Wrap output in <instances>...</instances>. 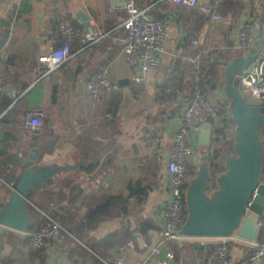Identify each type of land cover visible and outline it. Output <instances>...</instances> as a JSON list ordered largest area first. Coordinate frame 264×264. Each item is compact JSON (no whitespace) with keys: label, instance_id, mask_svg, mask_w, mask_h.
Wrapping results in <instances>:
<instances>
[{"label":"crops","instance_id":"crops-1","mask_svg":"<svg viewBox=\"0 0 264 264\" xmlns=\"http://www.w3.org/2000/svg\"><path fill=\"white\" fill-rule=\"evenodd\" d=\"M207 1L199 0L201 4ZM121 2L0 0V211L32 153L34 164L51 170L45 185L36 186L20 209L26 229L0 223V264H73L77 260L98 264L99 258L112 256V249L101 256L89 242H99L111 234L122 237L128 232L134 248L126 250L124 264H160L167 252L174 255L169 264H204L212 249L195 245L212 243L210 238L161 244L163 212L171 199L166 162L186 103L182 95L175 100L168 97L161 87L166 85L175 63L180 62L179 71L185 67L196 71L215 54L233 57L223 68L220 65L222 86L226 66L258 50L260 37L243 49L234 45V35L245 21L256 24L257 36L264 32V4L223 0L219 12L225 21L214 22L197 9H182L168 0H135L148 16L167 21L170 32L158 69L148 72L140 83H133L121 51L124 31L120 25L125 17ZM79 13L87 18L88 26H84ZM61 18L69 19L91 39L85 43L72 40L70 57L47 72L37 58L60 45L59 33L49 35L46 30L56 29ZM189 26L199 29L195 37L198 44L188 42ZM202 31L204 36H200ZM101 69L108 71L117 88L95 97L85 82L89 74ZM220 87L213 97L223 104ZM226 108L231 113L230 107ZM29 110L41 115L36 130L25 126ZM263 126L258 136L261 144ZM199 135V131L191 132V146L197 155L191 158L190 166L196 169L199 160L204 161V156L213 151L212 147L201 149ZM101 170L106 178L110 176L109 181L105 178L101 188L89 190L88 180ZM131 183H140L145 191L140 197H130L128 216L116 210L117 216L90 230L86 241L62 235L40 248L30 246L28 232L41 222V211L51 210L55 218L85 213L88 196L127 195ZM154 246L159 247L158 255L150 254ZM227 248L234 264H263L264 257L252 259L256 249L252 243L229 239Z\"/></svg>","mask_w":264,"mask_h":264},{"label":"built area","instance_id":"built-area-1","mask_svg":"<svg viewBox=\"0 0 264 264\" xmlns=\"http://www.w3.org/2000/svg\"><path fill=\"white\" fill-rule=\"evenodd\" d=\"M173 6L182 9H197L204 15L210 17L214 22L225 21L219 12L223 0H208L207 4H201L199 0H168ZM257 6H262L264 0H250ZM120 8L125 17L121 23L124 31L122 40V54L124 65L132 71L130 80L133 83H140L148 72L156 71L159 67L161 54L169 37V23L164 20L154 19L148 16L144 10L139 9L135 0H122ZM55 32L61 37L60 45L48 49L41 53L37 60L46 71H52L66 61L70 55V43L77 40L81 43L87 42L91 37L76 28L69 19L61 18L56 23V29L47 28L46 33L51 35ZM256 24L245 21L236 28L235 43L237 48L248 49L256 39L260 37L262 50L254 59L251 70L245 71L240 76V86L247 93H252L264 100V32L257 36ZM205 33L200 32V36ZM194 44L199 43L198 38L192 40ZM85 86L91 91L93 96L100 95L103 91L116 89L117 85L112 83L106 69L95 71L87 77ZM221 103L216 97L207 99L200 90L186 101L182 110V122L173 137L170 158L166 162V171L169 176V187L171 199L167 203L163 212V227L160 233L161 244L170 241L181 242L187 239L205 240V238H187L181 234L182 227L188 219V206L186 190L183 188L189 183V176L186 175L187 167L191 165V157L196 156L191 146L190 138L192 131H199V128L206 122L208 117L213 118L211 132L224 117H232L227 112L220 113ZM41 123V115L35 110H29L26 115L25 126L36 130ZM210 132V133H211ZM213 150V147L212 149ZM106 178L104 170L98 171L88 180V189L98 190L102 187ZM41 222L35 226L28 236L32 248H40L48 242H56L65 231L59 220L52 216L51 210L40 212ZM211 239V238H210ZM235 239L233 235L223 238H212L213 245L211 251L204 259V264H234L229 256L227 243ZM256 249L252 259L264 257V242L255 243ZM134 244L128 241L124 246H119L112 251L109 258H99L98 264H124L125 253L128 249H133ZM159 247L151 248V255L159 254ZM174 259L172 252H167L165 259L160 264H169ZM73 264H90L83 260H77Z\"/></svg>","mask_w":264,"mask_h":264},{"label":"water","instance_id":"water-1","mask_svg":"<svg viewBox=\"0 0 264 264\" xmlns=\"http://www.w3.org/2000/svg\"><path fill=\"white\" fill-rule=\"evenodd\" d=\"M84 26L87 18L78 14ZM246 58H241L225 68V81L220 87L222 103L230 107L234 120L235 155L225 159V172L217 178L218 188L208 194L209 168L207 163L198 168L186 190L188 219L181 234L187 238H223L233 235L235 238L258 243L262 234L264 218V182L261 180L264 163V150L258 131L264 124V100L247 93L240 86L239 72H249L252 62L262 48ZM213 118L208 117L199 128L201 149L210 147V132ZM24 162L27 168L22 170L14 182L6 206L0 211V223L13 228L26 229L20 219V209L30 199L36 186H44L51 173L50 168L34 164L35 154ZM208 161L209 154L204 158ZM46 179V180H45ZM107 176L106 181H109ZM27 220H25V223ZM199 248H208L213 243H196ZM264 264V261H263Z\"/></svg>","mask_w":264,"mask_h":264},{"label":"trees","instance_id":"trees-1","mask_svg":"<svg viewBox=\"0 0 264 264\" xmlns=\"http://www.w3.org/2000/svg\"><path fill=\"white\" fill-rule=\"evenodd\" d=\"M187 29V40L191 43L196 37L197 32H199V29L192 28L191 26ZM222 56V54H215L212 60H206L196 71H193L191 67H185V70L179 71V67L177 66L180 65V62L175 63V66H177H174L175 68H173L166 85L161 87V91L166 93V95L173 100L176 99L177 95H182L183 99L188 101L196 90H200L205 98L210 99L219 92V87L222 83L223 71L220 67L222 66L223 68V66L233 58L230 55H226L225 58H222ZM184 76L187 77L186 80L183 79ZM220 113L222 115L227 113V108L223 104H221ZM235 131L236 127L233 118L224 117L220 120L219 125L210 133V147H213V151L208 159V192H214L218 188L217 178L225 172L226 157L235 155ZM262 132H264V126ZM262 145L264 148V142ZM196 170L195 167L189 165L186 175L189 177L191 176L193 179V176H195L197 172ZM261 180L264 182V163L262 166ZM188 184L189 183L183 187L185 190H187ZM144 191L145 189L140 186V183H131L129 184V193L127 195L93 194L88 196L85 213L79 211L73 214L68 213L67 215H61L58 218L56 217L65 229L62 235H73L80 240L86 241L85 236L90 230L94 229L100 222L117 216L116 210H118L121 215L128 216L130 197H140L144 194ZM262 225L260 239L264 241V218L262 220ZM131 238L132 234L129 232L124 233L122 237L119 234H111L99 242H89V245L93 251L103 256L104 254L102 253H104L105 250L111 248L112 251H114L115 248L123 246L122 244ZM91 256L93 259L98 260L94 255ZM101 258L105 257L103 256Z\"/></svg>","mask_w":264,"mask_h":264},{"label":"rangeland","instance_id":"rangeland-1","mask_svg":"<svg viewBox=\"0 0 264 264\" xmlns=\"http://www.w3.org/2000/svg\"><path fill=\"white\" fill-rule=\"evenodd\" d=\"M261 131V130H260ZM260 131H258V136H260ZM192 140H191V138H190V142H191ZM263 150H264V148H263ZM192 158V157H191ZM207 163V165H208V161H201V160H199V165L197 166V170L196 171H198V168L200 167V166H202L203 164H206ZM194 177V176H193ZM189 179H190V177H188ZM213 192H208V194L209 195H211Z\"/></svg>","mask_w":264,"mask_h":264}]
</instances>
